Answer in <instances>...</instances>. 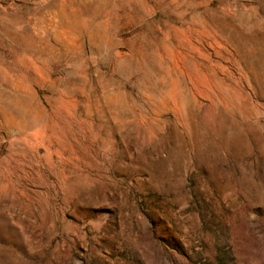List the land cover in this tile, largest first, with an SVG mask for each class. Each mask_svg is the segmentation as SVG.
<instances>
[{
  "label": "rangeland",
  "instance_id": "1",
  "mask_svg": "<svg viewBox=\"0 0 264 264\" xmlns=\"http://www.w3.org/2000/svg\"><path fill=\"white\" fill-rule=\"evenodd\" d=\"M0 264H264V0H0Z\"/></svg>",
  "mask_w": 264,
  "mask_h": 264
}]
</instances>
